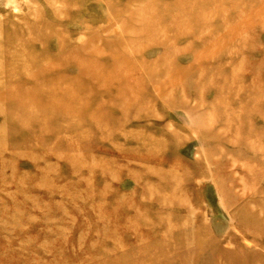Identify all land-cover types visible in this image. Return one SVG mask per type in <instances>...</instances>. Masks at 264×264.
Listing matches in <instances>:
<instances>
[{"label":"rangeland","instance_id":"obj_1","mask_svg":"<svg viewBox=\"0 0 264 264\" xmlns=\"http://www.w3.org/2000/svg\"><path fill=\"white\" fill-rule=\"evenodd\" d=\"M192 3L0 0V264H264V0Z\"/></svg>","mask_w":264,"mask_h":264},{"label":"bare ground","instance_id":"obj_2","mask_svg":"<svg viewBox=\"0 0 264 264\" xmlns=\"http://www.w3.org/2000/svg\"><path fill=\"white\" fill-rule=\"evenodd\" d=\"M186 1H187L188 5H189L188 7H185L187 10H191L193 4H196L197 6L199 4V3H192V0H186ZM193 1L195 2V0H193ZM233 42H235V41L233 40ZM113 74H118L121 77V79H122L121 81H123L122 92L124 94L131 93V92L132 93L135 92V86L132 85L131 79H129L127 77V75L125 76L124 74H121V72L120 71H117V69H116L115 73H113ZM169 74H170V77L172 78V82L175 83L176 77L174 75H171V73H169ZM97 75L100 78L101 77H105L104 74H101V73H98ZM237 81H238V79L236 78V74H235V77L232 79V82H233L232 92L240 95V93H239L240 91H239V88H238ZM197 85L199 87L209 88L212 85V83L209 81V79L204 80V79L201 78V79H199V82H197ZM176 86H178V85H176ZM256 88L259 89V84H257V86L252 87V89H256ZM252 89H250V91H249L252 94L247 97L248 101L247 102H243L242 104H241V102L240 103H237L236 108L229 113L234 118V120H236V119L238 121H242L243 120L244 121V124L243 125H246L245 126V129L248 128V123L250 121V118L249 117H251V114L252 113H254V112L255 113H258V114H261L262 113L261 109H259V106L263 104V100H264L263 93L262 92L255 91V90H252ZM233 105H234V102H231V103L228 102V104L226 105L227 106L226 107L227 108V111L229 109H231ZM238 109H241L242 111L247 112L245 114L248 116L247 118H249V119H242L240 116H238L236 114V111Z\"/></svg>","mask_w":264,"mask_h":264}]
</instances>
